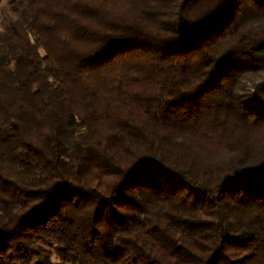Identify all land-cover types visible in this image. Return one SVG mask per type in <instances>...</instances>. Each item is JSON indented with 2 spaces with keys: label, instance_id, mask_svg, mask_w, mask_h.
Listing matches in <instances>:
<instances>
[{
  "label": "trees",
  "instance_id": "16d2710c",
  "mask_svg": "<svg viewBox=\"0 0 264 264\" xmlns=\"http://www.w3.org/2000/svg\"><path fill=\"white\" fill-rule=\"evenodd\" d=\"M0 264H264V0H7Z\"/></svg>",
  "mask_w": 264,
  "mask_h": 264
},
{
  "label": "rangeland",
  "instance_id": "374dc122",
  "mask_svg": "<svg viewBox=\"0 0 264 264\" xmlns=\"http://www.w3.org/2000/svg\"><path fill=\"white\" fill-rule=\"evenodd\" d=\"M11 17H14L11 12L10 5L7 0H0V22H6Z\"/></svg>",
  "mask_w": 264,
  "mask_h": 264
}]
</instances>
